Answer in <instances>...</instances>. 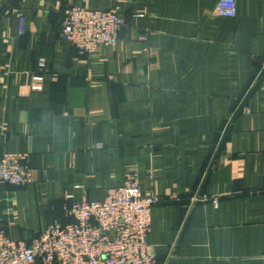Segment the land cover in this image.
<instances>
[{
  "label": "crops",
  "instance_id": "1",
  "mask_svg": "<svg viewBox=\"0 0 264 264\" xmlns=\"http://www.w3.org/2000/svg\"><path fill=\"white\" fill-rule=\"evenodd\" d=\"M217 1L0 0V154L32 169L0 184V231L30 245L135 174L162 199L158 264H264V0H236L234 18ZM71 5L116 9V43L81 56L62 41Z\"/></svg>",
  "mask_w": 264,
  "mask_h": 264
},
{
  "label": "built area",
  "instance_id": "2",
  "mask_svg": "<svg viewBox=\"0 0 264 264\" xmlns=\"http://www.w3.org/2000/svg\"><path fill=\"white\" fill-rule=\"evenodd\" d=\"M215 12L234 18L236 0H218ZM24 24L20 17V35ZM123 26L115 9L97 11L72 5L63 12L60 37L79 55L90 56L100 47L114 45ZM44 68L45 59L38 58L37 71ZM27 158L26 154L1 153L0 184L29 185L32 169ZM161 201L158 196L143 195L137 176L127 174L124 185L109 189L102 202L82 199L64 205L69 222L48 225L30 245L13 241L0 231V264H158L146 237L151 209Z\"/></svg>",
  "mask_w": 264,
  "mask_h": 264
},
{
  "label": "rangeland",
  "instance_id": "3",
  "mask_svg": "<svg viewBox=\"0 0 264 264\" xmlns=\"http://www.w3.org/2000/svg\"><path fill=\"white\" fill-rule=\"evenodd\" d=\"M72 6V5H71ZM82 6V5H81ZM70 7V6H69ZM85 7V6H84ZM68 8V7H67ZM87 8V7H86ZM90 9V8H89ZM91 10H93V9H91ZM116 10V9H115ZM97 11H99V10H97ZM102 11H105V10H102ZM122 18V17H121ZM123 19V18H122ZM123 21H124V19H123ZM124 26H125V22H124ZM124 26H123V28H122V30L124 29ZM122 30H121V32H122ZM121 32H120V34H119V37H120V35H121ZM119 39V38H118Z\"/></svg>",
  "mask_w": 264,
  "mask_h": 264
}]
</instances>
